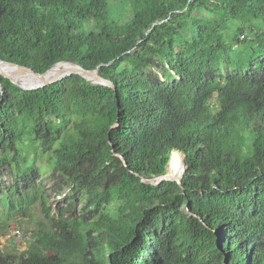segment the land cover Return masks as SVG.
<instances>
[{"label":"trees","instance_id":"trees-1","mask_svg":"<svg viewBox=\"0 0 264 264\" xmlns=\"http://www.w3.org/2000/svg\"><path fill=\"white\" fill-rule=\"evenodd\" d=\"M228 31L255 48L233 56ZM0 58L97 68L114 86L0 77V234L39 198L44 219L0 264H264V0H0ZM26 137L53 153L69 209L38 195ZM178 156L181 185L141 180Z\"/></svg>","mask_w":264,"mask_h":264},{"label":"rangeland","instance_id":"rangeland-1","mask_svg":"<svg viewBox=\"0 0 264 264\" xmlns=\"http://www.w3.org/2000/svg\"><path fill=\"white\" fill-rule=\"evenodd\" d=\"M110 9L113 18L122 20L126 11V4L122 1L115 4L111 3ZM261 21V18L253 20L252 24L255 25L252 27V30L258 31L256 24H259V28H261ZM227 24L233 25L234 23L227 22ZM248 26L249 24H244V31L239 34L240 39L243 38V35H246L244 37H247V39L252 36V32L249 30ZM106 28L111 34L122 31L121 24L115 21L108 22L106 24ZM225 37L228 42L231 40L233 41V48H237L233 52V56H245L252 50V48H255V44L249 40L245 41L244 43H242L241 40L235 41L233 31H228ZM18 146L22 150L23 154L27 157L28 163H34L38 166L40 171V179L36 185V188H38V195L41 192L46 195L48 204L51 206V210L54 215L57 214L60 207L69 209L67 201L64 200L65 196L68 194V188L62 184L60 177H56L54 180L50 179L49 177L52 174L54 167L53 153L44 150L40 144L35 142L31 137H26L23 142H18ZM1 181L6 185H10L12 183L11 174L6 173L1 178ZM57 195H61V197L57 198ZM76 214H80L79 209H77ZM65 216L70 217L71 213L65 212ZM43 221L44 219L41 209V199L39 198L37 201L32 203L28 214L20 218V221L16 227L14 226L15 224H13L9 230L0 234V251L19 253L25 250L32 241L31 236L33 235V232L42 228L41 223ZM17 229H19L21 233H16Z\"/></svg>","mask_w":264,"mask_h":264},{"label":"water","instance_id":"water-1","mask_svg":"<svg viewBox=\"0 0 264 264\" xmlns=\"http://www.w3.org/2000/svg\"><path fill=\"white\" fill-rule=\"evenodd\" d=\"M60 63L66 64L65 67H62L61 73L56 77L46 79V74L48 72H51L52 70H54L55 67ZM5 68L11 69V71L15 72V74H17L18 76L23 74L22 69H24V70H27V71L35 74L37 78H39L41 80L46 79L47 81H42L38 85H35L33 87H25V86L20 85L15 80V77L12 76L10 72H7L5 70ZM71 74H78L79 76L85 78L86 80H90L91 82L100 83V84L109 86L111 88H114V86L110 80L99 75L97 68L86 69V68H83L80 65L72 63V62H56V63L52 64L51 66H49V68H47L45 71L36 72L30 67L20 65V64H16L12 61L0 58V77L8 78L14 84H16L19 87L24 88V89H34V88H38V87H43L45 85L56 82V81L60 80L61 78L68 76V75H71ZM27 80H29V79H27ZM114 126H116V123L112 125V127H114ZM112 151L114 152L113 149H112ZM114 155L118 156L123 161L124 165L127 164L126 160L122 157V155L117 154V153H114ZM182 160H183V168H182V171H183L184 170V158H183V156H182ZM141 180L145 183H149L152 185L159 184L164 180H173V181H176L179 185H181V182L179 179V174H172L169 171H167V172H165V173H163V174H161L155 178H141Z\"/></svg>","mask_w":264,"mask_h":264},{"label":"bare ground","instance_id":"bare-ground-1","mask_svg":"<svg viewBox=\"0 0 264 264\" xmlns=\"http://www.w3.org/2000/svg\"><path fill=\"white\" fill-rule=\"evenodd\" d=\"M65 66H66V64H64V63L58 64L54 70H52L51 72H48L46 74V79H50V78L58 76L61 73L62 67H65ZM5 70L7 72H10L11 75L15 77V80L20 85L25 86V87H33L35 85H38L42 81H47L46 79L41 80V79L37 78L35 74H33L27 70H24V69H22L23 74L19 75V76L17 74H15V72L11 71V69H9V68L8 69L5 68ZM27 79H29V80H27ZM182 168H183L182 156H178L177 159L174 161V163L171 165L169 172L172 174H179L180 171L182 170Z\"/></svg>","mask_w":264,"mask_h":264},{"label":"built area","instance_id":"built-area-1","mask_svg":"<svg viewBox=\"0 0 264 264\" xmlns=\"http://www.w3.org/2000/svg\"><path fill=\"white\" fill-rule=\"evenodd\" d=\"M60 197H61V195H57V198H60ZM16 233H18V234H19V233H21V232H20V230H19V229H17V230H16Z\"/></svg>","mask_w":264,"mask_h":264}]
</instances>
